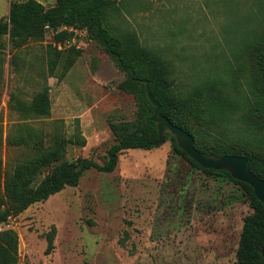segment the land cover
Instances as JSON below:
<instances>
[{
  "label": "rangeland",
  "instance_id": "rangeland-1",
  "mask_svg": "<svg viewBox=\"0 0 264 264\" xmlns=\"http://www.w3.org/2000/svg\"><path fill=\"white\" fill-rule=\"evenodd\" d=\"M20 1L0 0V17L7 18L11 4ZM257 9L254 0H112L108 20L115 29L136 32L167 61L177 90L218 76L245 101L247 79L235 72L248 64L243 39L254 28L246 15ZM72 28L45 27L42 37L17 49L6 37L0 124L5 136L18 124L38 128L49 139L80 131L86 144L69 143L66 158L103 164L115 142L110 120H134L138 104L133 93L120 88L126 74L91 31ZM63 31L68 36L58 39ZM44 88L49 115L23 117L16 111L17 98L30 102ZM247 110L245 104L231 116L226 135L264 133L238 122L237 115ZM29 154L6 143L0 147L4 168ZM253 213L240 185L196 169L166 141L150 150H125L113 172L88 169L77 186L34 203L0 231H17L18 264H234L245 219ZM52 230L55 246L49 252Z\"/></svg>",
  "mask_w": 264,
  "mask_h": 264
},
{
  "label": "trees",
  "instance_id": "trees-1",
  "mask_svg": "<svg viewBox=\"0 0 264 264\" xmlns=\"http://www.w3.org/2000/svg\"><path fill=\"white\" fill-rule=\"evenodd\" d=\"M254 1L257 11L251 10L246 15V20L252 24L250 30L254 29L243 39L248 64L238 65L235 72L247 79L249 96L245 101L238 98L235 93L237 88H231L218 76L185 91L177 90L165 59L144 46L136 32L112 27L108 20L112 0H56L51 7H46L39 0L12 3L7 18L0 17V73L8 47L7 36L10 48L17 49L31 38L42 37L46 26L54 31L63 25L86 27L114 60L118 70L126 74L120 88L135 95L138 115L134 120H110L115 142L103 164L87 157L66 158L69 143L86 144L80 131L71 138L55 133L49 139L38 128L18 124L5 136L0 124V147L6 143L30 150L28 156L7 168H4L0 156V226L34 203L49 199L67 186H77L88 169L113 172L118 166L120 154L125 150L156 147L159 133L151 119L155 106L148 99L142 80L150 81L151 92L162 105L161 113L194 136L197 149L215 156H247L252 172L264 179V133H254L249 138L226 135V125L231 116L242 111L245 104L248 110L237 115L238 122L248 125L255 132H264V0ZM258 18L262 19L260 28L257 27ZM68 34L63 31L57 38L63 39ZM57 63V60L51 61L52 71ZM16 111L23 117L49 115L51 99L48 88L37 93L30 102L17 98ZM252 113H256L255 116ZM166 141H170L175 152L188 159L196 169L229 180L245 190L254 213L245 219L234 264H263L264 204L253 187L234 178L226 169L204 168L187 155L172 133H166ZM47 169L44 179L38 182ZM54 231L48 234L49 252L55 246ZM19 244L16 230L7 228L0 231V264H18Z\"/></svg>",
  "mask_w": 264,
  "mask_h": 264
},
{
  "label": "water",
  "instance_id": "water-1",
  "mask_svg": "<svg viewBox=\"0 0 264 264\" xmlns=\"http://www.w3.org/2000/svg\"><path fill=\"white\" fill-rule=\"evenodd\" d=\"M145 82V89L148 99L155 106L151 119L156 123L159 138L156 141V146L166 142V133H172L179 146L187 153L189 157L198 162L204 168H214L217 170L226 169L232 176L238 180L250 184L256 196L264 204V179L257 176L250 168L249 158L244 155L225 154L222 156L210 155L195 147L194 136L171 122V120L161 113L162 105L156 100L151 92L150 81ZM262 257L264 264V239L262 245Z\"/></svg>",
  "mask_w": 264,
  "mask_h": 264
},
{
  "label": "built area",
  "instance_id": "built-area-1",
  "mask_svg": "<svg viewBox=\"0 0 264 264\" xmlns=\"http://www.w3.org/2000/svg\"><path fill=\"white\" fill-rule=\"evenodd\" d=\"M47 28H50L49 26H46ZM60 28H62L63 30H67V29H69V30H74V28H72V27H68V26H66V25H63V26H61Z\"/></svg>",
  "mask_w": 264,
  "mask_h": 264
}]
</instances>
